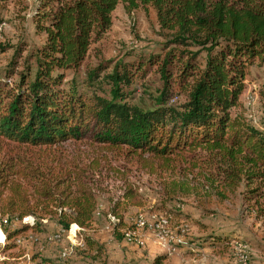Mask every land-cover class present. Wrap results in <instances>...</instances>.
I'll use <instances>...</instances> for the list:
<instances>
[{"label":"trees","instance_id":"1","mask_svg":"<svg viewBox=\"0 0 264 264\" xmlns=\"http://www.w3.org/2000/svg\"><path fill=\"white\" fill-rule=\"evenodd\" d=\"M118 4L154 9L163 37L159 52L85 65ZM28 10L43 42L23 59L24 71L12 62L0 80V229L7 240L41 231L44 221L65 231L91 228L99 210L93 174L103 167L126 179L99 158L82 164L66 153L67 142L146 155L164 166L206 152L230 167L219 182L224 187L233 190L244 179L254 184L245 193L246 208L264 212V130L231 114L248 69L264 64V0H34ZM25 45L19 44L18 57ZM147 75L160 82L153 90L142 84L148 102L132 88ZM136 192L126 182L109 211H99L117 219L118 239L126 226L121 208ZM28 216L32 224L13 225ZM211 239L228 241L217 233ZM85 243L92 247L89 238ZM165 258L159 254L151 264Z\"/></svg>","mask_w":264,"mask_h":264},{"label":"rangeland","instance_id":"2","mask_svg":"<svg viewBox=\"0 0 264 264\" xmlns=\"http://www.w3.org/2000/svg\"><path fill=\"white\" fill-rule=\"evenodd\" d=\"M34 0H0V80L4 69L16 62V72L24 71L23 59L33 47L40 46L43 35L34 32L29 7ZM156 13L151 6L127 10L118 4L112 12L107 32L94 41L85 65L94 66L107 60H132L137 55L158 53L163 37ZM20 43H25L21 57L16 55ZM132 56H128V54ZM31 76L34 66L31 64ZM70 79L71 72H67ZM14 75L11 80H17ZM152 75L136 80L132 88L138 100L148 102L142 84L153 90L160 84ZM245 88L231 114L264 130V64L258 61L248 69ZM66 153L82 164L99 158L104 167L112 166L126 178L120 180L103 167L90 179L94 183L99 210L91 228L72 234L71 228L61 233L52 222H43L42 230L24 231L6 239L1 231L0 264H36L33 256L48 258L52 264H151L159 254H166L163 264H237V250H245L249 264H264V212L257 215L248 210L246 180H239L233 190L219 182L230 167L217 157L208 158L197 152L186 160L172 159L168 166L149 156H132L125 151L104 152L87 142H67ZM80 161V164H81ZM196 162V167L192 164ZM126 182L137 188L132 203L121 208L123 222L132 226L139 218L145 226L134 231L131 240L118 239L107 212L123 192ZM98 187V188H97ZM178 214V215H177ZM28 218V219H27ZM30 216L13 223L15 227L32 224ZM134 226V225H133ZM72 227V226H71ZM124 231L120 228V234ZM59 233V241L49 240ZM224 235L227 243H216L211 234ZM72 235V237H71ZM85 237L93 243L89 247ZM77 243H80L78 245ZM7 246H10L7 248Z\"/></svg>","mask_w":264,"mask_h":264},{"label":"built area","instance_id":"3","mask_svg":"<svg viewBox=\"0 0 264 264\" xmlns=\"http://www.w3.org/2000/svg\"><path fill=\"white\" fill-rule=\"evenodd\" d=\"M96 214H98V210L96 211ZM108 216L111 219H114L115 221H117V219H115L114 216H112L110 214ZM133 225L132 226L126 225L124 227H121L124 229V231L122 232V235L124 238L131 240L132 237H134V231L145 226V222L141 218H139ZM76 228H77V230H76L77 232L84 231L86 229V228H80L77 226H76ZM119 231H120V229H119ZM60 232L63 233V232H65V230L60 229ZM74 233L75 232H73L72 234L74 235ZM71 237H72V235H71ZM49 240L59 241L60 240V234L59 233L53 234L52 236H50ZM77 244L80 245V243H77ZM235 258H236L235 260H236L237 264H249L248 256L245 253V250H241V249L237 250Z\"/></svg>","mask_w":264,"mask_h":264},{"label":"bare ground","instance_id":"4","mask_svg":"<svg viewBox=\"0 0 264 264\" xmlns=\"http://www.w3.org/2000/svg\"><path fill=\"white\" fill-rule=\"evenodd\" d=\"M27 219H28V218H27ZM75 228H76V227H71V231H72V233L74 232ZM2 240H3V236L0 235V241H2Z\"/></svg>","mask_w":264,"mask_h":264}]
</instances>
